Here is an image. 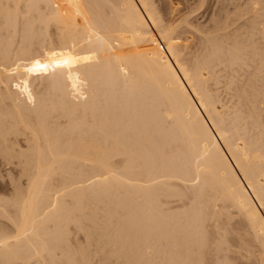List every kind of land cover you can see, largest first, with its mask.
<instances>
[{
    "label": "bare ground",
    "instance_id": "6f19581e",
    "mask_svg": "<svg viewBox=\"0 0 264 264\" xmlns=\"http://www.w3.org/2000/svg\"><path fill=\"white\" fill-rule=\"evenodd\" d=\"M224 1L195 41L178 0H0L1 150L27 178L0 264H205L236 226L264 252V0Z\"/></svg>",
    "mask_w": 264,
    "mask_h": 264
},
{
    "label": "rangeland",
    "instance_id": "374dc122",
    "mask_svg": "<svg viewBox=\"0 0 264 264\" xmlns=\"http://www.w3.org/2000/svg\"><path fill=\"white\" fill-rule=\"evenodd\" d=\"M176 1V0H175ZM178 1H180V4L181 5H179V11L178 12H176L175 14H174V20H179L181 17H185V16H187L188 17V20H189V22H190V25H191V27L189 26V32H188V34L190 35V36H192V39H195V41H199V39H200V37L202 36V32L200 31V30H198L197 28H199V29H205V30H207V29H209L210 28V26L212 27V26H214L213 24H215L214 23V21L212 20V17H213V14L215 13V12H219V8H220V6L222 5V1L223 2H225L224 0H206V2H204L203 3V1L201 0V2H200V0H178ZM203 3L202 5L200 4V3ZM157 3H160V4H164V0H157ZM214 3V4H213ZM218 3V4H217ZM199 4V5H198ZM211 4V5H210ZM197 5V6H196ZM201 5V6H200ZM205 5V6H204ZM213 5V6H212ZM216 5V6H215ZM195 8H194V7ZM203 6V7H202ZM196 7H199L200 9L198 10V8H196ZM205 7V8H204ZM215 9H214V8ZM194 10H193V9ZM203 8V9H202ZM183 10V11H182ZM182 11V12H181ZM192 11V12H191ZM187 13V14H186ZM213 13V14H212ZM211 14H212V17H211ZM189 15V16H188ZM217 17H218V15H217ZM220 17V16H219ZM212 20V21H211ZM208 21V22H207ZM238 21H240V22H238ZM237 22H236V24L237 25H241L242 23H243V20H238ZM242 21V22H241ZM193 23L194 24H196V25H193ZM199 24V25H198ZM236 25V26H237ZM195 26V27H194ZM197 26V27H196ZM202 26H204V27H202ZM194 28V29H193ZM196 29V30H195ZM194 30H195V32H194ZM52 31H53V28H52ZM54 31L56 32V30L54 29ZM53 31V32H54ZM199 31L201 32V33H199ZM193 33V35L195 36V37H193V35H191ZM55 34V36H56V33H54ZM53 34V35H54ZM187 34V33H186ZM200 35V36H199ZM54 37V36H53ZM41 67V66H40ZM39 67V69H40V71H39V73H42L41 72V68ZM38 73V72H37ZM38 73V76H41L42 77V74H39ZM40 77V78H41ZM35 78H36V80L34 81V84H35V87H37L38 89H40V90H43L42 89V87L40 88V86L38 87L37 86V84H39V83H37L36 81H38V79H37V76L35 75ZM43 78V77H42ZM41 78V79H42ZM44 80V79H43ZM40 82H42L41 84H42V86H46V85H43V81H41L40 80ZM45 82L46 81H44V84H45ZM219 93H220V91H218ZM225 93V92H224ZM220 95V94H219ZM224 95L225 94H222V92H221V96H220V98L221 99H223V97H224ZM224 100V99H223ZM225 101V100H224ZM63 119L64 118H61V119H59L60 120V122L61 121H63ZM64 121H65V119H64ZM61 123H63V122H61ZM18 136V137H17ZM17 136H14V135H11L10 136V138H11V142H14V144H15V151L16 152H18V151H20L21 149H26L27 148V141H26V135L25 134H19V135H17ZM15 142H17V145H16V143ZM2 146V144L0 143V197L2 196V197H5L6 198V196H8V197H10V194H11V192H12V194H13V192L15 191V185L17 184V183H21V185H22V183H23V187H24V185L26 186V183H27V178H25L26 176H23V175H18V174H22V172L20 173V171H22V170H20V168L22 169V165L19 163V159L18 158H15V157H11V159L9 158V156H6L5 155V153L1 150V147ZM17 149V150H16ZM15 152V153H16ZM3 154V155H2ZM9 158V162L8 161H6V160H8V158ZM5 158V159H4ZM18 159V160H17ZM13 160L15 161V162H13ZM11 162V163H10ZM13 162V163H12ZM17 163H19V164H17ZM16 164V165H15ZM9 165V166H8ZM12 165V166H11ZM20 165V166H19ZM20 170V171H19ZM11 171V172H10ZM9 173V174H8ZM15 177H16V179H15ZM17 178H21V179H17ZM15 180H18V181H15ZM20 180V181H19ZM15 181V182H14ZM13 182V183H12ZM14 188V189H13ZM182 189V188H181ZM182 190H185V188L184 189H182ZM185 192H187V190L185 191ZM188 193V192H187ZM12 194H11V196H12ZM189 194L190 193H188V198H189ZM4 195V196H3ZM185 196H187V194L185 195ZM179 198V197H178ZM177 197H173V198H171L170 199V201L167 203L168 204V206H171L172 208H170L169 210H171V209H173V210H176V209H174V208H177L178 206H180V204H181V207L182 206H184L185 204H184V202L186 201V200H189L187 197H186V199H185V201L182 203V201L181 200H179ZM188 202V201H187ZM187 202H185V203H187ZM167 206V207H168ZM186 206V205H185ZM184 206V207H185ZM174 207V208H173ZM181 207H179V209H178V211H175V212H179V211H182L183 210V207L181 208ZM172 211V210H171ZM235 214V213H234ZM232 216H233V214H232ZM237 218V215L235 214V221L234 222H237L236 219ZM233 222V221H232ZM231 222V225H229V226H236V225H238L237 223H232ZM232 224H234V225H232ZM240 225V224H239ZM75 227L73 224H71L70 226H69V232L70 231H74L73 232V234H72V232H71V234L69 233V238H72L73 239V237H75V235L77 234V230H73V229H75V228H73V227ZM229 226H227V228H228V230H230L231 229V227H229ZM234 226V227H235ZM73 229H72V228ZM233 227V228H234ZM237 227V226H236ZM235 227V229H234V231L236 232L237 231V229L238 230H240L238 227L236 228ZM71 228V229H70ZM232 228V229H233ZM240 228H242V227H240ZM232 231V230H231ZM231 231H229V232H231ZM243 230L241 229V233H243L242 232ZM228 232V233H229ZM234 232V234H231V233H227L230 237H229V240H227L228 239V237H227V235H226V237H227V239L225 240V243H227V245L225 246L224 245V240L223 239H221V242H223V244H221L226 250H224V252H221V250H223L224 248L221 246L220 247V250L218 251V252H221L222 254L224 253V255L222 256V255H220L221 257L219 258L220 259V261H222V257L224 258L223 259V263H226V264H264V252H262V250H260L261 248L259 247L258 248V246L257 245H255V247L250 243V242H247V243H250L251 245H252V247H248L249 245L248 244H246L244 241L245 240H248V241H250L249 239H247L249 236L247 235V232H245V233H243L244 234V236H245V234L247 235V238L246 239H244L245 237L242 235V236H239L240 235V233L239 234H236L237 232H240V231H237L236 233ZM74 233H76L75 235H74ZM232 233H233V231H232ZM79 234V235H78ZM77 235L79 236V237H77L80 241H82V239H83V241L82 242H86V237H85V235H84V233H82V232H80V233H78ZM72 235H74L73 237H72ZM241 237V238H240ZM242 237H244V238H242ZM250 238V237H249ZM72 239H70V242H71V244L72 245H75V246H81L83 243L82 242H80L78 239H76V238H74L73 240H75V241H73ZM243 239V240H242ZM85 240V241H84ZM242 240V241H241ZM73 241V242H72ZM228 241V242H227ZM241 242H244L243 244L241 243ZM76 243V244H75ZM239 243V244H238ZM78 244V245H77ZM240 244H242L241 246H240ZM244 244L246 245V246H244ZM250 245V246H251ZM232 246V247H231ZM257 246V247H256ZM229 247H230V249H229ZM246 248H249L250 250H248V249H246ZM253 248H255L256 249V251H255V249H253ZM242 249V250H241ZM245 249V250H244ZM253 249V250H252ZM232 250V251H231ZM237 251V252H236ZM213 252V251H212ZM228 252V253H227ZM248 254H247V253ZM209 253H211V252H209ZM209 253H207L206 254V259L208 260V263L210 264L211 262V264H213L216 260H218L217 258H215V255H218V257H219V254L218 253H215V251L213 252V255L212 256H210V254ZM226 253H227V255H226ZM249 254H250V256H249ZM207 255H209L210 257H208ZM247 255H248V257H247ZM228 258H227V257ZM100 257H102L101 255L99 256V255H95L94 257H93V262L95 263V264H97V262L99 261V259L98 258H100ZM217 257V256H216ZM214 258L216 259L215 261H214ZM100 261H101V259H100ZM211 261V262H210ZM219 261V260H218ZM216 262V263H222V262ZM206 263H207V261H205ZM232 262H234V263H232ZM205 263V264H206ZM207 263V264H208ZM216 263H214V264H216ZM98 264H100V262L98 263Z\"/></svg>",
    "mask_w": 264,
    "mask_h": 264
}]
</instances>
